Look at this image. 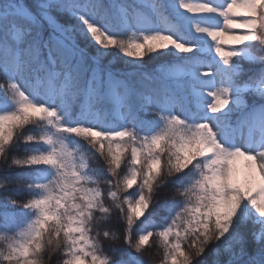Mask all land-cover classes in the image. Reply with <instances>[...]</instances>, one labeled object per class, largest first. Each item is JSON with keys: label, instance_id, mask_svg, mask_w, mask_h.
<instances>
[{"label": "snow or ice", "instance_id": "6c2138e0", "mask_svg": "<svg viewBox=\"0 0 264 264\" xmlns=\"http://www.w3.org/2000/svg\"><path fill=\"white\" fill-rule=\"evenodd\" d=\"M0 77V264H264V0H0Z\"/></svg>", "mask_w": 264, "mask_h": 264}, {"label": "trees", "instance_id": "16d2710c", "mask_svg": "<svg viewBox=\"0 0 264 264\" xmlns=\"http://www.w3.org/2000/svg\"><path fill=\"white\" fill-rule=\"evenodd\" d=\"M0 83H3L2 77H0ZM15 198L18 200H25L27 198V194L22 193L17 195ZM133 239H135V234H133ZM113 243L116 246L126 247L125 245H123L122 241H116ZM105 251H107V242L105 243ZM152 251L155 253V256L151 257L149 260L146 258V254H149ZM138 256L144 261V264H159V259L162 257V250H160L156 245H153V247L139 253ZM62 260L63 256L60 253H56L51 257H49L48 255H45L44 257L45 264H62Z\"/></svg>", "mask_w": 264, "mask_h": 264}, {"label": "bare ground", "instance_id": "6f19581e", "mask_svg": "<svg viewBox=\"0 0 264 264\" xmlns=\"http://www.w3.org/2000/svg\"><path fill=\"white\" fill-rule=\"evenodd\" d=\"M146 256H147L146 258L150 260L151 257L155 256V253L152 251L149 254H146Z\"/></svg>", "mask_w": 264, "mask_h": 264}]
</instances>
